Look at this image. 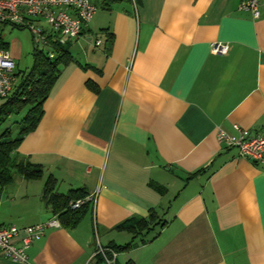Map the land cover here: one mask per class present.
Segmentation results:
<instances>
[{"label":"crops","instance_id":"0c3cea01","mask_svg":"<svg viewBox=\"0 0 264 264\" xmlns=\"http://www.w3.org/2000/svg\"><path fill=\"white\" fill-rule=\"evenodd\" d=\"M96 1L104 12L70 39L73 58L17 149L44 175L29 184L15 173L3 186L0 225L52 217L41 195L52 174L58 192L80 188L95 201L76 227L32 242L27 264H107L99 245L130 242L114 264H264V163L217 137L218 127L264 126V4L254 19L240 0ZM103 29L109 41L96 50ZM214 41L228 52H213ZM154 209L148 229L117 227ZM0 264L19 262L2 255Z\"/></svg>","mask_w":264,"mask_h":264},{"label":"built area","instance_id":"2783aa9c","mask_svg":"<svg viewBox=\"0 0 264 264\" xmlns=\"http://www.w3.org/2000/svg\"><path fill=\"white\" fill-rule=\"evenodd\" d=\"M261 4H264V0H240L238 8L250 11L256 19L261 15ZM96 9V0H0V24L10 23L12 26L30 29L34 46L54 57V46L81 36L85 24L92 20ZM1 41L0 39V98H4L16 83V62L10 48L1 44ZM101 43L99 38L95 42L96 45ZM211 47L216 54H224L229 50L226 41H214ZM234 129L235 132L232 133L218 127L217 137L220 142L238 149L240 157L264 163V126L253 134L238 124L234 125ZM95 197L94 193H89L84 198L71 200L69 206L77 208L87 200L95 201ZM60 226L62 224L56 213L45 221L25 227L1 224L0 256L19 264H27L29 245L45 234L47 229ZM116 252L112 247L99 245L96 254L101 255L107 264H114Z\"/></svg>","mask_w":264,"mask_h":264},{"label":"trees","instance_id":"16d2710c","mask_svg":"<svg viewBox=\"0 0 264 264\" xmlns=\"http://www.w3.org/2000/svg\"><path fill=\"white\" fill-rule=\"evenodd\" d=\"M117 1L119 0H109L112 3ZM110 34V31L106 29L101 30L94 37L95 42L99 38L107 44ZM1 44L8 47L7 42L1 41ZM69 49L70 41L65 44L58 43V45L54 46L55 56L50 57L49 54L39 51L34 46L32 51L34 62L31 70L21 75L20 84L16 85L15 83L5 102L0 105V184L4 187L12 184L15 173L29 179H37L44 175V169H42L40 163H33L28 157L21 156L17 149L25 134L31 132L42 119L41 117L44 114L43 103L47 100L52 87H54L61 73L62 65L71 62L73 58ZM12 115L19 116V118L12 120L10 119ZM197 172H192V175ZM56 185L57 182L54 175L50 174L45 180L41 193L44 204L56 213L62 226L74 228L84 215L89 212L92 200H87L80 204L79 207L72 208L69 206L71 200H76L78 197L84 198L88 193L80 188L60 193L57 191ZM151 185L158 188L155 182H151ZM156 219L157 215L154 209L150 212L148 218L145 216L132 217L117 227L139 233L144 228L148 229L150 225L157 221ZM131 246L132 243L130 242L125 245L117 244L111 247L115 250H126L130 249ZM98 256L103 260L101 255L98 254ZM125 264L136 263L130 259Z\"/></svg>","mask_w":264,"mask_h":264},{"label":"rangeland","instance_id":"374dc122","mask_svg":"<svg viewBox=\"0 0 264 264\" xmlns=\"http://www.w3.org/2000/svg\"><path fill=\"white\" fill-rule=\"evenodd\" d=\"M98 12H104V11H102V9H98L97 13ZM32 37H33V35H32V32L30 31V29L23 28L20 26L19 27L12 26L10 23L0 24V39L4 42L8 43V47L10 48L11 54L13 55L15 62H16L15 63L16 85L20 84L21 75H23L24 72L31 70V68H32V64L34 62V54L32 52L34 49V42L32 41ZM90 45H92V47L96 50H98L100 47V45H95L94 39H93L92 44H90ZM74 47H76V46L73 45L71 49H73ZM83 47L79 48L77 53H76L75 49L72 50V51H74V53H76V56L82 60H84V58H85L84 53H82L84 50ZM5 100H6V97L0 98V105L3 102H5ZM16 118H19V116H13L12 115L10 119L13 120ZM16 177H17L16 180H18V178H21L22 176L20 177V175H16ZM25 179L24 180L28 181L29 184H30V182H38V180L40 181V179H35V180H29L27 178H25ZM25 183H27V182H25ZM44 183H45V178H44ZM31 184H35V183H31ZM41 185H44V184L41 183ZM34 186L35 185H32L31 188L28 187V190L30 191V193H31V191L32 192L37 191L38 188L34 187ZM2 188H3V186L0 184V191ZM25 190H26V184L25 185L22 184V185H18L15 188V190L13 191V194L16 193L17 195L15 198H13L14 203L12 205V211L20 212L22 210L21 204H23L26 200L24 198H21V196H19L18 194L25 192ZM4 191L9 192L7 188H5Z\"/></svg>","mask_w":264,"mask_h":264}]
</instances>
